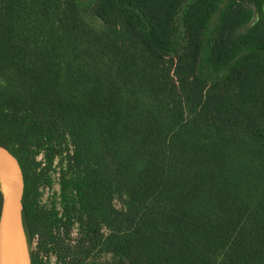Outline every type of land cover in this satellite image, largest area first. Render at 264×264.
I'll use <instances>...</instances> for the list:
<instances>
[{"label": "trees", "instance_id": "obj_1", "mask_svg": "<svg viewBox=\"0 0 264 264\" xmlns=\"http://www.w3.org/2000/svg\"><path fill=\"white\" fill-rule=\"evenodd\" d=\"M263 1L0 0L29 264H264Z\"/></svg>", "mask_w": 264, "mask_h": 264}, {"label": "water", "instance_id": "obj_2", "mask_svg": "<svg viewBox=\"0 0 264 264\" xmlns=\"http://www.w3.org/2000/svg\"><path fill=\"white\" fill-rule=\"evenodd\" d=\"M0 183L9 184L8 193L3 192L0 211V264H20L23 247L29 254L22 224V198L24 176L17 157L0 145Z\"/></svg>", "mask_w": 264, "mask_h": 264}, {"label": "rangeland", "instance_id": "obj_3", "mask_svg": "<svg viewBox=\"0 0 264 264\" xmlns=\"http://www.w3.org/2000/svg\"><path fill=\"white\" fill-rule=\"evenodd\" d=\"M261 11L264 14V1H263L262 6H261ZM56 191H57L56 187L43 189L41 191V195L39 196L40 197L39 198L40 202L41 203H45V202L49 201L50 199H52V197L55 195ZM35 245H36V239H34V241H33V246H35ZM26 246H27V250H28V244ZM109 258H110V256L105 254V255H103L101 258H99L97 260V263H103L105 261H108Z\"/></svg>", "mask_w": 264, "mask_h": 264}, {"label": "bare ground", "instance_id": "obj_4", "mask_svg": "<svg viewBox=\"0 0 264 264\" xmlns=\"http://www.w3.org/2000/svg\"><path fill=\"white\" fill-rule=\"evenodd\" d=\"M0 186H2V188L4 189V191L6 193H8V189H9V184L5 183V184H1ZM20 264H28V259H27V252H26V248L23 247L22 249V253H21V257H20Z\"/></svg>", "mask_w": 264, "mask_h": 264}]
</instances>
